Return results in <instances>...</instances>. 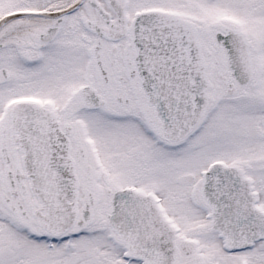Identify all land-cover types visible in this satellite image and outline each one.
Returning <instances> with one entry per match:
<instances>
[{"label": "snow or ice", "instance_id": "snow-or-ice-1", "mask_svg": "<svg viewBox=\"0 0 264 264\" xmlns=\"http://www.w3.org/2000/svg\"><path fill=\"white\" fill-rule=\"evenodd\" d=\"M0 264H264V0H0Z\"/></svg>", "mask_w": 264, "mask_h": 264}]
</instances>
